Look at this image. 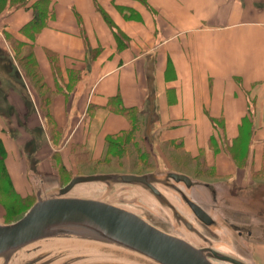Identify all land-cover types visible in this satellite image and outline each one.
<instances>
[{"label": "crops", "instance_id": "0c3cea01", "mask_svg": "<svg viewBox=\"0 0 264 264\" xmlns=\"http://www.w3.org/2000/svg\"><path fill=\"white\" fill-rule=\"evenodd\" d=\"M37 3L0 5V143L17 193L30 167L99 163L110 138L126 148L141 129L216 172L241 168L236 145L264 174V0H51L33 36Z\"/></svg>", "mask_w": 264, "mask_h": 264}, {"label": "water", "instance_id": "95a60500", "mask_svg": "<svg viewBox=\"0 0 264 264\" xmlns=\"http://www.w3.org/2000/svg\"><path fill=\"white\" fill-rule=\"evenodd\" d=\"M30 180L33 204L0 221V264H260L264 182L236 187L174 169Z\"/></svg>", "mask_w": 264, "mask_h": 264}, {"label": "rangeland", "instance_id": "374dc122", "mask_svg": "<svg viewBox=\"0 0 264 264\" xmlns=\"http://www.w3.org/2000/svg\"><path fill=\"white\" fill-rule=\"evenodd\" d=\"M3 2L4 0H0V5H2ZM13 48L14 58L18 62L19 66L24 70V73L27 76V82L31 83L32 86L35 85L38 83L39 79L33 62L31 59H22L23 54L28 51V48L17 43L13 44ZM3 68L4 67H0V78L5 77V70ZM18 75L20 76V74ZM24 91L29 93L30 101L33 102V90L30 89L29 91V89L25 88ZM42 92L45 96H49V93L46 91ZM50 102V99L47 98L46 106H49ZM47 110H49L48 107L42 109L44 112ZM144 136L146 137L143 138ZM138 138L139 139L137 141L134 139L126 140V148L122 145H117V147L114 146V150L116 152L108 154L106 159L92 165H81L78 170L67 169L63 164H59L55 160L53 161L55 163L54 170L52 169L50 171L47 170L46 172H41L35 171L34 168L30 167L27 171L30 184L27 185L26 192L24 194L17 193L9 181L3 164L4 147L0 143V220L5 222L15 221L22 217L33 204L35 196L30 188V185L32 187L30 172L38 175H55L59 177L62 185L66 184L74 174H77L75 172L83 174L101 171L144 173L150 171L151 169L166 167L179 169L190 173L195 177L205 178L208 180L225 179L234 184L236 187H248L259 182H264V174L261 171L247 170L249 167L247 164V156L239 154V150H237L236 145L232 146L230 150L241 168L235 171L216 172L205 168L201 165L200 160H192L188 156L175 154L173 149H170L169 146L160 140L157 141L156 138L147 136L144 129H141V131L139 130ZM116 143L120 144L125 142L124 139H117ZM142 149L152 152L151 157L146 154V156H140V152L143 151ZM86 195L89 194L86 193ZM154 212L156 211L154 210ZM254 258L258 263L264 264V245L255 246Z\"/></svg>", "mask_w": 264, "mask_h": 264}, {"label": "trees", "instance_id": "16d2710c", "mask_svg": "<svg viewBox=\"0 0 264 264\" xmlns=\"http://www.w3.org/2000/svg\"><path fill=\"white\" fill-rule=\"evenodd\" d=\"M27 0H15L17 2L16 5H23L26 3ZM51 0H37V5L35 7V18L32 20V22L28 25V29L30 30L31 35L34 36L35 33H37L48 20L49 16L51 15V10L49 8V2ZM45 108V107H43ZM118 138H110L109 139V154L115 153L114 146L117 147V145H123V143H116ZM146 159V158H145ZM72 176V175H71ZM34 195V194H33ZM35 196V195H34ZM35 201V200H34Z\"/></svg>", "mask_w": 264, "mask_h": 264}, {"label": "bare ground", "instance_id": "6f19581e", "mask_svg": "<svg viewBox=\"0 0 264 264\" xmlns=\"http://www.w3.org/2000/svg\"><path fill=\"white\" fill-rule=\"evenodd\" d=\"M155 169H161V170H163V169H175V168H171V167H166V168H155ZM155 169H151L150 171H152V170H155ZM179 171H182V170H179ZM101 172H106V171H101ZM116 172H118V171H116ZM123 172H126V171H123ZM184 172V171H183ZM75 173H80V172H75ZM93 173H95V172H93ZM187 173V172H186ZM188 174H190V173H188ZM195 177V176H194ZM202 179H204V180H207V181H216V180H208V179H205V178H202ZM256 246V245H255Z\"/></svg>", "mask_w": 264, "mask_h": 264}]
</instances>
